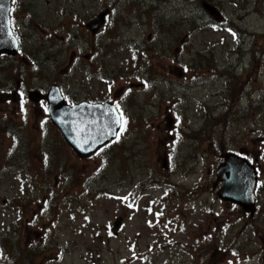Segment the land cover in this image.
<instances>
[{
  "label": "rangeland",
  "instance_id": "1",
  "mask_svg": "<svg viewBox=\"0 0 264 264\" xmlns=\"http://www.w3.org/2000/svg\"><path fill=\"white\" fill-rule=\"evenodd\" d=\"M11 27L0 264H264V0H12ZM53 84L115 104L107 148L63 140L32 96ZM225 153L258 173L252 215L212 187Z\"/></svg>",
  "mask_w": 264,
  "mask_h": 264
},
{
  "label": "water",
  "instance_id": "2",
  "mask_svg": "<svg viewBox=\"0 0 264 264\" xmlns=\"http://www.w3.org/2000/svg\"><path fill=\"white\" fill-rule=\"evenodd\" d=\"M12 0H0V54L15 56L19 49V40L11 28ZM203 7L214 18L219 19L220 12L208 2ZM108 9L87 22L86 27L92 33L103 24ZM33 93V94H32ZM35 100L47 101V113L51 122L59 129L67 144L80 156L95 153L100 147L110 142L117 134L120 126L119 114L110 102L90 103L83 101L76 104L66 102L58 85L50 86L46 93L34 90ZM224 161L216 169V179L212 187H216V195L235 203L249 212H255V188L257 174L248 159L234 153H225Z\"/></svg>",
  "mask_w": 264,
  "mask_h": 264
},
{
  "label": "trees",
  "instance_id": "3",
  "mask_svg": "<svg viewBox=\"0 0 264 264\" xmlns=\"http://www.w3.org/2000/svg\"><path fill=\"white\" fill-rule=\"evenodd\" d=\"M3 56H5L4 54H1L0 55V57H3ZM3 58H6V57H3ZM11 58L13 59V57L11 56ZM240 111H241V113H243L244 115H247V108H245V107H241L240 108ZM205 121H206V118L204 117V123L202 124V126H205ZM204 127H202V129H203ZM109 146V144L108 145H106L105 146V148H107ZM11 168H15V167H18V166H15L14 164L12 165V166H10ZM50 170H52V168L50 167L49 169H48V171H50ZM47 171V172H48Z\"/></svg>",
  "mask_w": 264,
  "mask_h": 264
},
{
  "label": "flooded vegetation",
  "instance_id": "4",
  "mask_svg": "<svg viewBox=\"0 0 264 264\" xmlns=\"http://www.w3.org/2000/svg\"><path fill=\"white\" fill-rule=\"evenodd\" d=\"M42 93H44V92H46V91H41ZM38 100H40V101H44L43 99H38ZM38 100H36V101H38ZM45 102V101H44Z\"/></svg>",
  "mask_w": 264,
  "mask_h": 264
}]
</instances>
